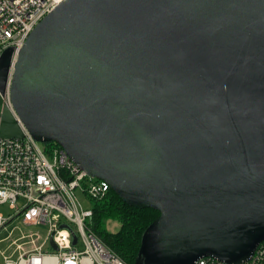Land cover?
Masks as SVG:
<instances>
[{
  "label": "water",
  "instance_id": "obj_1",
  "mask_svg": "<svg viewBox=\"0 0 264 264\" xmlns=\"http://www.w3.org/2000/svg\"><path fill=\"white\" fill-rule=\"evenodd\" d=\"M19 124L158 212L134 264L247 260L264 240V0L60 2L0 54V139Z\"/></svg>",
  "mask_w": 264,
  "mask_h": 264
},
{
  "label": "built area",
  "instance_id": "obj_2",
  "mask_svg": "<svg viewBox=\"0 0 264 264\" xmlns=\"http://www.w3.org/2000/svg\"><path fill=\"white\" fill-rule=\"evenodd\" d=\"M62 1L0 0V54L8 47L17 51L34 26ZM3 103L13 113L7 94ZM19 126L21 139H0V206L13 210L7 215L0 211V231L18 221L24 227L43 225L47 232L40 244L22 235L17 256H3V264H126L89 227L92 205L106 196L107 186L87 175L60 146L37 142ZM78 195L91 208L84 209ZM63 224L67 227L61 228ZM192 264L229 263L202 257ZM238 264H264V240Z\"/></svg>",
  "mask_w": 264,
  "mask_h": 264
},
{
  "label": "trees",
  "instance_id": "obj_3",
  "mask_svg": "<svg viewBox=\"0 0 264 264\" xmlns=\"http://www.w3.org/2000/svg\"><path fill=\"white\" fill-rule=\"evenodd\" d=\"M50 144L57 145L53 142ZM106 196L93 203L89 227L126 264H134L144 229L158 216L150 209H135L123 203L108 187ZM107 221H117L115 232L105 229Z\"/></svg>",
  "mask_w": 264,
  "mask_h": 264
},
{
  "label": "rangeland",
  "instance_id": "obj_4",
  "mask_svg": "<svg viewBox=\"0 0 264 264\" xmlns=\"http://www.w3.org/2000/svg\"><path fill=\"white\" fill-rule=\"evenodd\" d=\"M78 196L80 197L84 209H88L89 207L91 208V204L87 199L82 198L80 195ZM0 211L3 212L4 215L13 212L12 209H9L7 204L0 206ZM70 227L74 229L73 225H70ZM118 228L119 224L117 221H107L105 224V229L109 232H115L118 230ZM46 232V227L43 225L24 227L18 221H14L13 223L6 226L0 231V264H3V256H17L18 253L16 252L15 248L17 244L22 243V241L18 240L22 235H31V239L36 240V244H40L45 238Z\"/></svg>",
  "mask_w": 264,
  "mask_h": 264
}]
</instances>
